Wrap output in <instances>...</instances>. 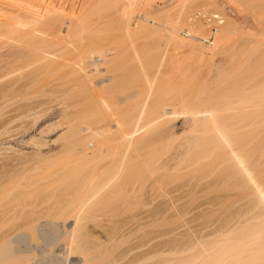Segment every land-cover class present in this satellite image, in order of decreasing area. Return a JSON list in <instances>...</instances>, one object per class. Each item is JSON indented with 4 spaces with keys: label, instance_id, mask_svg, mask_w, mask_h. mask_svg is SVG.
<instances>
[{
    "label": "bare ground",
    "instance_id": "6f19581e",
    "mask_svg": "<svg viewBox=\"0 0 264 264\" xmlns=\"http://www.w3.org/2000/svg\"><path fill=\"white\" fill-rule=\"evenodd\" d=\"M257 2L264 0H0L3 116L12 108V113L26 110L25 119L37 125L58 93L77 97L75 105L70 98L71 105L62 100L65 111L77 108V117L64 112L29 139L32 156L0 143V160L30 165L28 173L63 163L82 170L77 187L55 202L67 206L65 218L33 221L29 230L0 235V253L11 256L12 264H98L103 256L108 264H260L264 70L259 72L258 61L264 62V15L255 18ZM262 3L255 7L264 9ZM255 54L260 55L257 64ZM245 57L252 60L245 73L253 77L237 78ZM48 71L62 78L41 91L52 100L34 102L32 92ZM209 109L223 114L218 121L227 130L223 138L202 115ZM57 130L65 132L52 141L62 144L60 151L44 153L45 135ZM32 179L24 176L19 186L29 187ZM103 205L169 206L125 222L140 223L139 231L142 221L153 219L149 224L156 226L171 214L182 223V232L170 233L181 236L174 241L178 246L165 250L168 245L155 236L119 257L107 247L102 253L91 248L84 220L93 206ZM181 206H243L246 211L239 218L243 221L233 222L235 212L209 224L205 217L213 213L205 207L195 219L200 224L193 226ZM236 235H250V240L239 241ZM50 236L59 241L57 247L35 240Z\"/></svg>",
    "mask_w": 264,
    "mask_h": 264
},
{
    "label": "rangeland",
    "instance_id": "374dc122",
    "mask_svg": "<svg viewBox=\"0 0 264 264\" xmlns=\"http://www.w3.org/2000/svg\"><path fill=\"white\" fill-rule=\"evenodd\" d=\"M260 3H262V2H260ZM260 3L257 2L255 6H257V4H260ZM262 4H264V2ZM255 6H253V11H254V9H257L258 11L261 10L263 12L262 13L260 11V13H258V11L255 10L254 11L255 12L254 14H256L255 18L258 19L257 15L260 16L259 18H261L262 17L261 14L264 15V9L257 8ZM263 6H261V7L264 8ZM258 7H259V5H258ZM93 18H96L95 15L93 17H91V19H93ZM89 41H88V43H89ZM258 53H260V52H258ZM252 54L253 53H251V56H252ZM257 55H259V54H257ZM257 55L256 54L254 55L255 58H254V56L252 57L253 61L248 59L251 57L250 55H249L250 57L247 56L248 58L245 57V59H248V60L246 62V60L244 59L245 61H243V64H245V66L244 67L242 66L241 72L236 73L237 78H238V75L240 74L239 77L241 79L242 78L244 79L245 78L244 75L245 74L248 75L249 73H251L250 78L253 77L252 72L245 73L246 72L245 68H247L251 64V62H248V61H252L253 63H256L258 61V59H256V58H259L260 55L259 56H257ZM243 58L244 57H242V59ZM261 59H263V58L260 57L259 60L261 61ZM254 60H257V61L254 62ZM260 61H258L261 64L258 67V69H259V72L262 73L263 72L262 70H264V68H263L264 62L261 63ZM246 64H247V67H246ZM256 64H254V65H256ZM261 66H262V69H261ZM253 67H255V66H253ZM253 67H251V68H253ZM248 69H250V68L248 67L247 71H248ZM51 72H53V71H51ZM51 72L48 71L47 75L42 77V78H46V79H43V81H42V78L40 79L39 87L38 86L36 87L38 89L35 88L32 92L34 94L36 93L35 96L36 95L40 96L39 94L43 95V93H41V91H49L51 88V83H52V87H53L57 83V80H60L62 78V77H60V76H62L61 73L54 71L55 73H52V74H55V75H52ZM56 73H58L60 75H58ZM241 75H242V77H241ZM53 76H55V77L58 76L60 78L56 77L53 79L52 78ZM247 78L249 79V77H246V79ZM41 82H43V83L41 84ZM45 84H47L46 85V87L48 86L47 88L45 87ZM63 92H65L67 94L66 89H63ZM63 92H60V94ZM58 95H59V93L57 94V97L53 98L52 102L56 101L55 103L51 102V103H49L50 105L48 104L49 107L52 108L51 109L52 113L49 114L48 111H50V108L47 107L48 105L45 106V109H46V107L49 108L46 111L49 115L47 113H45V115H47V116H45L44 118L42 116V119L38 122L39 124L37 123V125H33L34 124L33 120L31 121V119H33V118L29 119V117H28V119H25L26 118L25 116L27 114L26 110L17 111L18 114L15 111H13L14 113H12L13 108L11 107L12 109L7 110V111L5 110L6 111V112L4 111L5 113L3 112L4 116L0 112L2 114L1 116H3V117L0 116V132L4 131V129L7 128V126L9 125L8 123H10V120L12 118L16 117L18 119V117H19L21 120V121L20 120L17 121V119L15 118L16 122L15 123L13 122V124L11 126L10 125L8 126V129H7L8 131L4 132L3 134H0V143H3L6 146H8V145L13 146L15 149L20 151V154L22 156H28V157L32 156L34 150L32 149V146L29 145V143H28L29 139L33 136L38 137L39 132L41 130V127H44V125H47V124L57 120L58 117L61 118V116H62L61 114L64 112L66 113L68 111V108L65 111V107H67V106H65L66 102L64 103V101H67L68 105H71V104L75 105V103L77 102V97L75 95L72 96L71 94H68V96L71 95V97L73 98L72 99L71 97H69L71 100H73V103L67 97V95L61 94L62 97L65 96L64 99L61 97V95H59V96ZM37 96H36L37 100L35 99L34 102L35 101L36 102L37 101H45V100L49 101V99H51V98L44 99L46 97L44 95H43L44 97L41 96V98L40 97L38 98ZM74 98H75V100H74ZM59 100L61 102H59ZM62 100H64V101H62ZM68 100L71 101V104ZM62 106H65V107H62ZM60 107H62V108H60ZM58 108H59V111H58ZM74 108L75 107L73 106L72 109H70V110H72L71 112L74 111V116L77 117V115H75L77 108L76 109H74ZM61 109L62 110L64 109V110L62 111ZM71 112L68 111V113H71ZM10 113H12V114H10ZM22 113L25 115H23ZM21 117H23V118L21 119ZM76 117H74V118H76ZM15 120H13V121H15ZM5 123H7L8 125L6 124V126H5ZM31 125H33V126H31ZM64 128H65V126H64ZM64 130H65V132L67 131V129H64ZM63 131L57 130L50 135H45L44 140L48 141L49 145L43 149L44 153H49V152L58 153L60 151V147L62 146V144L59 143L60 145L58 144L59 146H57V144H53L52 141L57 139L62 133H65ZM258 143H259V147H260L261 146L260 144L262 143V141H260ZM16 164H19V161L18 162L16 161L13 164L12 162L2 163L0 160V221H1L2 214L7 213L6 218L3 220V221H7L6 225L1 226V222H0V235L4 234L7 236H14L19 230H22V231L23 230H29L33 221L40 223L43 219H46V218L47 219H53L57 222L62 221L61 217L65 218V216H62V213H63L64 209L67 208V206H63V204H62V206H55V202L58 199L63 198V196L67 193L66 191H71L73 188L77 187V185L80 183L79 180H81V177H82L81 176L82 170H79V168H76L72 163L71 164L63 163V164H58L57 166H54V167H49V168H47L43 171H40V172L28 173V172H30V169H31L30 165L26 168H23L22 166L15 167ZM29 174L33 175L32 183L30 184V186L29 187L19 186V185H22L24 183L23 182L24 176L27 177V175H29ZM218 194H220V193H218ZM213 195H215V193L211 194V196H213ZM211 196H209V197H211ZM203 197H205V196H203ZM205 198H207V197H205ZM202 199H204V198H202ZM159 201H161V200H159ZM168 207L169 206H117V205L116 206H111V205H109V206L108 205L107 206H104V205L103 206H93L89 210V212L86 216V219L84 220V223L86 225L85 228H88L87 229L88 231L91 230L89 232L93 235H91L89 233L88 238L85 239V241L87 242V245L93 249H97V247H100L101 253L104 251L103 248H105V247L112 249L115 251L114 253L118 257L124 256V254H127L133 248L140 247V246H142V244L144 245L145 243H147L151 239H153L155 236H159V237L162 236L161 239H159V237H158L157 241H159L161 243L165 242L168 245V247H166L165 250L177 247L178 243L174 242L175 238H177V237H175L174 234H170V233L174 230H176L175 233L182 232L181 230H183V229H179L181 227L182 223L178 220V218L177 219L171 218V214H168L167 218H169V219L165 220L162 223L160 222V221H162V219L160 220V218H161L160 217L159 218L160 224L157 223L158 225L156 224V226L155 225L150 226V224H149V223L155 222V221L153 222V219H146V220L142 221V225H141L142 229L139 231H137V229L139 228L140 223L132 224L131 221L129 223H126L129 220H131V218L133 216H138V215L145 216V215L153 213V211H155V209H157L159 211H162V210L164 211V210L168 209ZM182 207L185 208L188 213H190V214L184 216V218H186L185 220L193 221L194 224L193 223L191 224L193 226H197L195 224H200V223H196L198 221H195V219L199 215H201L199 213L202 212V210L205 207L208 208V211L210 213H213L210 216L207 215V216H209V218L205 217L207 220H204V221H208L209 224L211 222H212V224L217 223L220 218H222V219H220L222 222L225 219V217L227 216V214H229V213L230 214L232 213L233 215H235L237 213L238 216L236 215V220L233 221L234 223H237V221L240 220L239 218H242L243 213L246 211V207H244V210H243V206H209V207L208 206H205V207L201 206L202 207L201 209H200V206H186V207L181 206L180 210H182ZM185 209H183V210H185ZM123 211H124V213H123ZM239 213H241V214H239ZM64 218H63V221L65 220ZM125 218H127V219H125ZM115 220H116V222H121V223L117 224L116 222H114ZM243 220L244 219H242L240 221H243ZM204 221L200 220L199 222L205 223ZM208 222H206V223L208 224ZM115 224L118 226H115ZM113 225H114V227L112 229ZM118 227H120V228H118ZM114 228L117 230V232L115 231ZM121 228H122V231L119 232V229H121ZM55 230H57V231L56 232L54 231L55 232L54 234H56L58 232L57 227L55 228ZM235 230H238L240 232L239 227ZM155 232H157V233H155ZM57 235H59V234H56V236ZM163 235H164V237H163ZM56 236H53V237H56ZM180 237H178V238H180ZM235 237L238 238L239 241L244 240L245 243L250 240V235H238V236L236 235ZM58 238H59V236H58ZM93 238H95V239H93ZM36 239L41 244L45 243L46 246L51 245L50 247H52V246L57 247L56 244H57L58 240L56 241V244H55V242H54L55 240H51V236L49 239H48V237L45 239H43L42 237L39 238L42 240L35 238V240ZM56 239H57V237H56ZM51 243H53V244H51ZM115 243H117L118 245H115ZM174 244H176V245L174 246ZM16 246H20V244H18ZM146 248H148V247H146ZM95 254H99V253H97V251H96ZM15 255L18 256V255H21V253L18 252ZM176 256L181 257V255H176ZM107 257L108 256H106V257L103 256V258H102V256H101L102 261L99 260L98 264H108L109 260L108 259H107L108 261L105 260ZM110 261H111V259H110ZM155 261L154 260L149 261L148 264H153ZM12 263L13 262H12L11 256L5 257L3 254L0 253V264H12ZM37 264H55V263L52 260H46V261L38 262Z\"/></svg>",
    "mask_w": 264,
    "mask_h": 264
},
{
    "label": "snow or ice",
    "instance_id": "6c2138e0",
    "mask_svg": "<svg viewBox=\"0 0 264 264\" xmlns=\"http://www.w3.org/2000/svg\"><path fill=\"white\" fill-rule=\"evenodd\" d=\"M202 115L206 118L208 123L211 124V126L216 131L217 135H219L221 138H223L227 134V130L220 128L218 125V121L221 118V116L223 115L222 112L209 109V110H206L205 112H203ZM241 167H243V165H241ZM248 179L251 181L252 178L249 176ZM252 183L254 184L255 182L252 181ZM261 200H262V202H264V193H262V195H261ZM260 264H264V259H262L260 261Z\"/></svg>",
    "mask_w": 264,
    "mask_h": 264
}]
</instances>
